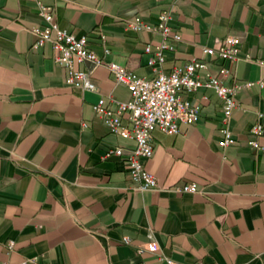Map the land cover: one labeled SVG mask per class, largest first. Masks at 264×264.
<instances>
[{"label": "crops", "instance_id": "crops-1", "mask_svg": "<svg viewBox=\"0 0 264 264\" xmlns=\"http://www.w3.org/2000/svg\"><path fill=\"white\" fill-rule=\"evenodd\" d=\"M43 1L103 62L138 76L193 57L213 74L230 65L238 84L228 123L234 141L220 144L222 100L212 88L183 93L199 105L197 120L170 134L153 129L144 167L157 183L137 188L125 157L105 154L128 151L133 140L92 108L100 97L127 99V86L91 62L80 67L94 89L68 84L50 43L33 46L32 28L42 23L37 0H0V264H264V0ZM161 10L181 40L162 65H150L144 45L159 34L128 22L136 15L154 22ZM228 35L239 38L238 59L203 51ZM255 122L263 125L260 149L249 143ZM185 183L197 190L176 189Z\"/></svg>", "mask_w": 264, "mask_h": 264}, {"label": "built area", "instance_id": "built-area-1", "mask_svg": "<svg viewBox=\"0 0 264 264\" xmlns=\"http://www.w3.org/2000/svg\"><path fill=\"white\" fill-rule=\"evenodd\" d=\"M37 9L42 23L32 28L35 34L33 46L50 43L56 53L55 60L66 70L65 80L68 84L94 89L95 84L90 79V72L80 67L81 63L91 62L94 65L103 63L113 73L116 81L127 86L130 93L127 99L110 97L107 101L100 97L92 104V108L95 116L110 130L133 140L134 144L130 150L124 151L121 147H115L105 154L115 153L125 157L130 179L137 188L147 189L156 186L157 183L156 176L144 167V160L153 152L151 139L153 129L158 128L170 134L178 130L179 122L189 125L197 120L199 105L183 93L195 91L202 86L212 88L222 100V113L218 119L223 133L220 144L225 146L234 141L228 123L236 107L235 92L238 84L234 82L235 76L230 65H221L219 72L213 74L204 70L206 67L204 61L193 57L182 65H173L167 72L159 71L152 77L138 76L115 61L103 62L101 56L89 48L86 35L74 34L60 26L52 4L37 0ZM169 18V10H161L154 22L144 21L139 15L128 22V26L133 30L156 31L159 34L157 43L147 42L144 45V51L150 54L148 59L150 65H162L166 53L174 51L176 44L181 40L180 32L169 24ZM100 36L104 39L103 34ZM238 43L237 36L228 35L217 48L204 47L203 51L222 60L234 61L240 57ZM107 51L108 47L104 45V52ZM227 76L232 79L231 83L225 82L224 78ZM251 84V81L244 83L246 86ZM262 129L261 122H255L250 127L254 137L249 143L258 149L261 145L257 136L261 134ZM176 189L196 191L197 187L193 183H185ZM123 239L127 241L126 236ZM9 245L11 246V243ZM167 262L206 264L201 260L188 263L171 258H167ZM23 263L25 262L19 264Z\"/></svg>", "mask_w": 264, "mask_h": 264}]
</instances>
